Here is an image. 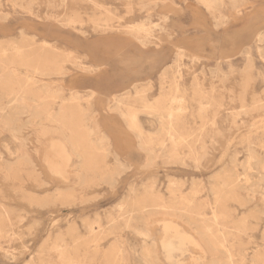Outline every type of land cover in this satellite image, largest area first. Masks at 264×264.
I'll list each match as a JSON object with an SVG mask.
<instances>
[{
    "label": "rangeland",
    "instance_id": "1",
    "mask_svg": "<svg viewBox=\"0 0 264 264\" xmlns=\"http://www.w3.org/2000/svg\"><path fill=\"white\" fill-rule=\"evenodd\" d=\"M263 8L0 0V264H264Z\"/></svg>",
    "mask_w": 264,
    "mask_h": 264
},
{
    "label": "crops",
    "instance_id": "2",
    "mask_svg": "<svg viewBox=\"0 0 264 264\" xmlns=\"http://www.w3.org/2000/svg\"><path fill=\"white\" fill-rule=\"evenodd\" d=\"M263 10H264V8H263ZM264 12V11H263ZM263 12H262V14H263ZM261 25H262V23H260V25H258V27L256 26V27H254V34H257L258 33V31H260L261 30ZM264 30V29H263ZM245 38H248V34H246V37ZM253 42H255V39H254V35L252 36V38H251V40H248L247 42H244V45H240V46H237L236 47V50L233 52L234 54H236V53H241L242 51H244L246 48H248L249 46H251L252 45V43ZM131 82H127V81H124L123 83H122V88H127L128 86H129V84H130Z\"/></svg>",
    "mask_w": 264,
    "mask_h": 264
},
{
    "label": "bare ground",
    "instance_id": "3",
    "mask_svg": "<svg viewBox=\"0 0 264 264\" xmlns=\"http://www.w3.org/2000/svg\"><path fill=\"white\" fill-rule=\"evenodd\" d=\"M63 24V23H62ZM47 33V32H46ZM255 33V32H254ZM252 34H250V36H251ZM263 36H264V34H263ZM262 36V37H263ZM141 44V43H140ZM259 48V47H258ZM16 94V93H15ZM69 97H71L70 99H71V101L72 100H76L77 102H79V103H77L76 101H73V102H76L77 103V105H81V103H80V100L82 99L81 97H82V93L80 92V91H78V90H75L73 93H72V95L71 96H69ZM113 97V96H112ZM38 109V108H37ZM161 109V108H160ZM81 110H83V109H81ZM38 111L40 112V109H38ZM38 112V113H39ZM94 129H96V128H94ZM93 132V131H92ZM51 158V157H50ZM70 172V171H69ZM72 172V171H71ZM162 222H164V225H162V227L164 226L165 227V229H167V228H172L171 227V225L169 226V225H167L166 224V220H161ZM165 232H162V233H160V235L159 236H157L156 234H155V236L157 237V239L160 237V236H164L165 234H164ZM154 234V233H153ZM189 238V237H188ZM191 241H193L192 239H190ZM187 241V240H186ZM156 244H157V246H158V242H156ZM189 244V243H188ZM116 252H117V250H116ZM117 256V255H116ZM70 258V257H69ZM115 258V257H114ZM69 260V259H68ZM77 262V261H76Z\"/></svg>",
    "mask_w": 264,
    "mask_h": 264
}]
</instances>
